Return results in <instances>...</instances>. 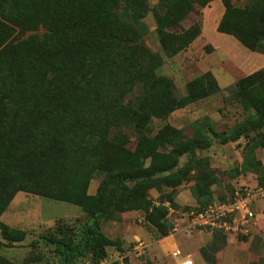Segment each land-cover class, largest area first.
I'll return each mask as SVG.
<instances>
[{"label": "trees", "instance_id": "1", "mask_svg": "<svg viewBox=\"0 0 264 264\" xmlns=\"http://www.w3.org/2000/svg\"><path fill=\"white\" fill-rule=\"evenodd\" d=\"M13 1L0 0V4ZM194 1L204 5L208 0H183L189 9ZM21 2L42 3L37 13L40 23L31 27L38 30L43 26L46 31L42 37L37 36L34 42L31 41L39 50L24 48V44H28L26 40L17 46L11 40L0 42V176L8 174L5 169H11L22 179V185L15 191H31L50 199L82 205L91 220L82 229V234L77 236L71 228H58L47 241L54 246L53 251L61 264H74L79 258L84 262L97 261L106 256L108 247H122L120 240L111 239L101 231L99 220L112 207H123L124 201L120 197L129 185H133L135 191L160 183L170 184L183 175L180 169L173 171L182 153L180 150L171 152L173 160L159 155L155 147H147L143 140L135 153L140 158L119 162L120 156L113 147L104 145L114 124V115L123 119L132 115L137 121L148 117L149 108L142 106L144 101L151 99L146 90L152 86V91L158 92L169 85L159 86L156 70L147 58L148 51L137 44V40L134 42L127 31L133 22L141 23L146 4L144 0ZM123 2L124 10L118 9ZM246 3L243 10L230 8L217 30L232 35L252 52L264 55V0H247ZM189 9L179 19L187 17ZM246 12L250 19L262 23V29L257 30L255 26L253 33L250 24L239 23L242 18L238 16ZM173 21L177 23L175 17ZM168 27L159 25V34L164 35ZM190 28L187 33L192 35ZM15 49L18 55L10 54ZM258 74L263 75L260 79L264 81V70H259L237 81L235 88L241 87L244 80L253 81ZM210 76L219 90L211 72ZM136 88L140 89L141 95L128 98ZM260 91L264 94V87ZM199 95V90H193L181 100L172 99L160 108V112L154 113L166 115L179 106L192 103ZM249 127L258 136L249 142V146L253 150L264 148V103L257 106L256 117ZM206 147L209 144L197 146L199 149ZM148 155L154 160L151 168L140 169L141 157ZM243 170L257 173L258 184L264 185V166L252 153L245 159ZM99 173H104V178L97 195L92 197L87 194V187ZM210 173L213 174V170ZM4 181L0 177V190L5 188ZM180 181L181 178L176 185ZM214 181L215 178L210 177L208 182L192 187L198 209L214 200L209 186ZM159 201H169L177 210H191L177 205L175 195L163 196ZM133 207L132 202H127L126 209ZM143 211L147 220L145 226L158 238L167 236L172 227L167 208L155 207L149 202ZM0 228L6 238V227L0 223ZM25 236L26 233L21 232L7 239L20 242ZM225 244L226 236L214 232L212 240L200 250L203 259L208 264H215V255Z\"/></svg>", "mask_w": 264, "mask_h": 264}, {"label": "rangeland", "instance_id": "2", "mask_svg": "<svg viewBox=\"0 0 264 264\" xmlns=\"http://www.w3.org/2000/svg\"><path fill=\"white\" fill-rule=\"evenodd\" d=\"M246 2L247 0H208L201 5L199 1H194L189 9V5L183 0H144L146 11L141 17V23L133 22V26L127 29L133 41L137 40V44L148 51L147 58L150 60V66L156 70L155 79L160 83L159 86L169 85L162 90L157 89L158 92H153L152 86L146 90L151 99L144 101L142 106L149 108L148 117L137 121L132 115L127 119L114 115V124L110 127L104 145L113 147L120 156L119 162L140 158L135 153L143 140L147 147H155L159 155L173 160L175 158L170 156L173 150L182 152L173 170H182V176L175 178L170 184L160 183L158 186L142 187L135 191L133 185H129L120 197L124 201L123 207H112L99 220L101 231L111 239L120 240L118 235L122 233H132L137 229L146 230L149 256L144 264H173V261L159 248L158 241L162 238H158L147 226L140 225L136 213H145L143 210L149 202L166 195L174 196L184 187L191 190L203 181L208 182L210 177L215 178L209 185L214 199H220L222 196L226 198L235 190V180L230 177L236 163L231 166L232 162H239L240 157L248 158L251 153L255 156L257 151L259 156L264 153L262 147L253 150V147L249 146V142L258 138L257 132L250 129L249 123L256 117L257 106L264 103V94L260 91L264 87V81L260 79L263 75L258 74L253 81L244 80L242 88L239 87L240 94L235 84L218 90L210 76L211 71L220 73L229 70L237 73L236 75L241 73L239 65L223 63L228 58L226 51L224 48L216 49L210 42L211 39L214 43H219L220 37L216 34L210 37V34L217 33L218 25L230 8L243 10ZM41 5V2L22 3L21 0L1 3L0 42L7 43L11 40L17 46L26 40L28 44H24V48L39 50L31 41L34 42L37 36L42 37L46 29L40 26L38 30H34L31 26L40 23L37 13ZM124 6L123 2L118 9L124 10ZM187 9V17L179 19ZM174 17L177 23L172 22ZM250 17L249 13H242L238 16L242 18L239 23L250 24V31L253 33L255 31L252 28L255 29V26L257 30L262 29V23ZM159 25L169 26L164 35L159 34ZM190 27L192 35L187 33ZM10 54L18 55V50L15 49ZM232 57L239 59L237 55ZM251 70L254 72L263 69L255 66ZM227 78H231V81L233 79L232 75ZM193 90H199L200 95L192 103L179 106L166 115H155L154 112H160V108L172 99L181 100ZM140 95V89L136 88L128 98ZM154 106H158V109H154ZM207 144L209 147L197 148L198 145ZM228 157L231 160L226 162L224 159ZM153 161L150 155L141 157L140 169L151 168ZM211 170L213 174L210 173ZM5 171L8 174L3 173L0 176L1 180H5V188L0 190V223L6 227V238L0 228V264H61L53 251L54 246L47 241V237L52 236L58 228H71L80 236L82 229L91 221L88 211L82 205L65 200L50 199L26 190L15 191L22 185V179L11 169ZM103 178L104 173H99L90 181L87 187L88 195H97ZM180 178L181 181L176 185ZM127 202H132L134 207L126 209ZM21 232L26 233L24 240L10 242L7 239ZM248 240H252L253 245L248 244L244 252L252 254L253 262L250 264H264V217L260 219L258 232ZM224 252L225 250L220 252L219 258L216 259L217 264L227 263L223 260ZM74 264L86 262L79 258ZM195 264L205 263L195 259Z\"/></svg>", "mask_w": 264, "mask_h": 264}, {"label": "crops", "instance_id": "3", "mask_svg": "<svg viewBox=\"0 0 264 264\" xmlns=\"http://www.w3.org/2000/svg\"><path fill=\"white\" fill-rule=\"evenodd\" d=\"M212 34H216L220 37V40H218L219 43H214L211 39L210 42L213 43L216 47V49L219 50V48H224L225 55L228 56L227 60L223 63L231 62L233 64L239 65V69H241V73H238L239 75H236L237 73H234L229 70L221 71L220 73L212 72L211 73L214 75L220 89H225L230 85L235 84L237 81L240 79L256 72L252 71L251 69L255 66H257L260 69L264 70V57L256 52H252L251 50L247 49L245 46H243L235 37L232 35L220 33L217 31V33H211L210 37ZM235 39V40H234ZM240 45V46H239ZM222 46V47H221ZM229 49H226L227 47H230ZM249 50L252 53H249L246 51L244 48ZM237 55L239 59H234L232 56ZM258 71V70H257ZM243 72V73H242ZM228 75H232V81L231 78H227ZM239 77V78H238ZM227 78V79H226ZM238 78V79H236ZM236 80V81H235ZM235 81V82H234ZM223 82V84L221 83ZM234 82V83H233ZM255 158L259 160L262 163V166H264V153L262 155H258V151L255 154ZM245 157H240L239 162H235V160L232 162L236 163V168L232 169V175L231 179L235 180L233 183L235 190L239 189H244L247 187H253L256 184H258V175L255 172L252 171H245L243 170V164L245 162ZM226 162H229L231 160L230 157L224 159ZM233 192V194H234ZM230 195L226 198L232 197ZM175 202L177 205H179L181 208L183 207H190V208H196L198 207V204L193 197L191 190L189 188H181L176 194H175ZM259 220L264 217V201H259L253 206ZM171 222H175L180 224L181 227H187L188 222L186 219L182 218L180 214H174L170 218ZM260 229V227H259ZM258 229V230H259ZM258 232V231H257ZM136 233V234H135ZM147 231L144 229H137L135 231L129 232V233H122L118 235L120 237V241L122 242V246H129L131 242L134 241L135 238H141L144 241L148 239ZM226 236V235H225ZM213 234L206 230H193L192 234L190 236L185 235L183 232L179 233L178 235L175 236V240H173V246H179L183 252L185 253H190L193 255L194 260L195 259H200L202 260L205 264H208L202 257L200 250L201 248L208 243L209 241L212 240ZM171 240L166 239L165 241H162V239H159V248L160 250L168 256L170 259L171 257L169 256V250L172 247V244L170 242ZM253 245V241L251 240H241L239 238H235L232 236H226V244L222 250H225V256H224V262H227L226 264H250L253 262L252 259V254L251 253H246L244 252V249L247 248V245ZM168 247V248H167ZM221 250V251H222ZM219 251L216 255L215 258H219ZM172 260V259H171ZM173 261V260H172ZM145 261H138L134 259L128 260L126 264H144ZM174 264V262H173ZM217 264V262L215 263Z\"/></svg>", "mask_w": 264, "mask_h": 264}, {"label": "built area", "instance_id": "4", "mask_svg": "<svg viewBox=\"0 0 264 264\" xmlns=\"http://www.w3.org/2000/svg\"><path fill=\"white\" fill-rule=\"evenodd\" d=\"M259 201H264V185L256 184L253 187L236 190L232 197L225 200L214 199L201 209L196 207L183 211L175 209L169 201L161 203L159 200H154L152 203L154 206L167 208L170 222L174 214H180L186 219L187 227H181L180 224L172 221V227L162 241L171 240L172 247L169 250V256L174 264H195L192 254L183 252L179 246H173L176 235L183 232L190 236L193 230L201 229L211 234L220 232L226 236L251 239L260 227V220L253 208ZM135 216L140 225L147 224L145 213L138 212ZM148 256L149 244L141 238H135L129 246L108 247L104 258L97 261L89 260L86 264H126L130 259L145 261Z\"/></svg>", "mask_w": 264, "mask_h": 264}]
</instances>
